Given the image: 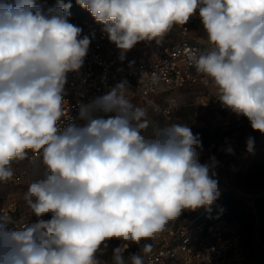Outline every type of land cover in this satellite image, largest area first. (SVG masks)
Returning a JSON list of instances; mask_svg holds the SVG:
<instances>
[{
  "label": "clouds",
  "instance_id": "9594fccd",
  "mask_svg": "<svg viewBox=\"0 0 264 264\" xmlns=\"http://www.w3.org/2000/svg\"><path fill=\"white\" fill-rule=\"evenodd\" d=\"M76 3L103 26L121 60L137 43L159 44L198 15L211 48L190 52L189 60L222 107L264 134V0ZM71 7L56 0L44 11L35 0H0V184L13 179V161L35 154L23 195L30 213L0 212V264H100L96 254L107 241L155 239L183 212L219 196L218 161L200 162V135L186 124L150 120L132 103L127 81L59 123L67 75L81 69L91 43L69 22ZM246 144L252 152L254 138ZM125 250L112 249L113 264H126ZM128 259L145 264L138 253Z\"/></svg>",
  "mask_w": 264,
  "mask_h": 264
},
{
  "label": "built area",
  "instance_id": "2783aa9c",
  "mask_svg": "<svg viewBox=\"0 0 264 264\" xmlns=\"http://www.w3.org/2000/svg\"><path fill=\"white\" fill-rule=\"evenodd\" d=\"M69 22L82 28L81 38L88 35L91 43L81 69L67 75L61 125L78 117L79 104L103 95L122 81H127L134 105L164 118L170 117L176 106L175 96L169 93L172 89L188 84L211 86L217 100L211 82L205 84L204 77L189 60L190 52L195 51L198 55L211 48L198 15L186 25L173 27L159 44L156 41L137 43L123 60L120 50L102 31L103 26L91 15L71 13ZM34 157L35 154L30 152L25 160L14 161V164L25 162L23 167L12 163L13 179L0 184V212L10 214L15 209V202L4 200L3 192L33 173L30 161ZM206 208L180 221L170 222L163 233L151 239V251L143 256L145 264H254L239 224L225 217L206 220L203 215Z\"/></svg>",
  "mask_w": 264,
  "mask_h": 264
},
{
  "label": "rangeland",
  "instance_id": "374dc122",
  "mask_svg": "<svg viewBox=\"0 0 264 264\" xmlns=\"http://www.w3.org/2000/svg\"><path fill=\"white\" fill-rule=\"evenodd\" d=\"M71 13L76 15L88 14L86 9L81 8L76 0H70ZM51 0H39L37 4L41 9L47 11L50 8ZM200 25V24H199ZM212 87L200 84H188L178 89H172L169 93L175 96L176 106L170 117L164 118L159 115L148 113L149 119L160 123H180L191 127L193 134H199L203 153L200 162L205 163L210 156H215L218 164L214 168L218 181V190H231L241 198L246 206L250 222L257 234H253L256 246L264 250V239L261 238L260 215L257 212L253 199L255 196L264 193V134L253 131L248 120L244 117H237L234 113L220 106L212 94ZM254 138L253 151L247 150L246 140ZM231 146L234 154H226L223 150ZM13 165L23 167L25 162H18ZM34 178L33 173L27 174L24 181L13 184L3 192L4 200H13L15 209L10 215L14 218H22L30 213V209L23 200V195L28 184ZM202 209V208H201ZM195 212L185 211L176 221ZM215 216L227 217L217 209ZM50 217H45L48 219ZM107 247L101 246L96 254L100 264H113L112 249L122 246L126 264H131L128 259L129 253H138L144 256V246L151 245L150 240H142L139 244L129 241L111 240L107 241Z\"/></svg>",
  "mask_w": 264,
  "mask_h": 264
},
{
  "label": "trees",
  "instance_id": "16d2710c",
  "mask_svg": "<svg viewBox=\"0 0 264 264\" xmlns=\"http://www.w3.org/2000/svg\"><path fill=\"white\" fill-rule=\"evenodd\" d=\"M36 4L39 1L35 0ZM70 0H64V3H69ZM56 6V0H51L50 8ZM254 206L260 215V228L259 232L261 238L264 239V193L257 195L253 199ZM219 210L221 214L226 215L227 219L236 221L244 236V243L248 248L250 258L254 264H264V250L254 243V228L250 222V218L245 206L244 201L236 196L231 190H222L220 196L216 201L208 206L203 215L206 220H211L215 216L214 212ZM257 231V230H256Z\"/></svg>",
  "mask_w": 264,
  "mask_h": 264
}]
</instances>
